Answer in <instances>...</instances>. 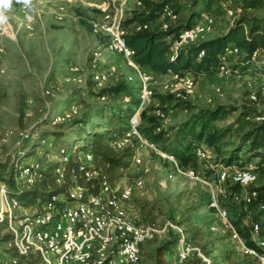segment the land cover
<instances>
[{"label":"built area","instance_id":"built-area-1","mask_svg":"<svg viewBox=\"0 0 264 264\" xmlns=\"http://www.w3.org/2000/svg\"><path fill=\"white\" fill-rule=\"evenodd\" d=\"M129 2L132 5L127 6ZM141 6L142 0H120L117 4L105 5L101 9L99 18L89 20L91 30L101 36V43L91 50L88 62L90 80L94 88L99 90L107 85L124 81L134 87L133 94L139 101L127 118L125 131L119 138L113 140L112 144L118 149L127 145L134 146V153L128 166L140 163L138 150L148 148L169 164L170 168L166 174L168 180L182 176L205 184L210 191L209 208L222 223L223 231L228 233L235 247L252 260L253 264H264V238L260 235L259 223L250 222L249 238L253 244L249 245L239 233L229 216L227 207L223 204L227 199L240 201L244 206L252 203L258 196L257 189L252 185L260 182L264 186V165L259 172L256 167L236 168L220 164L216 170L218 185L214 189L207 177L199 175L191 167H182L172 153L160 149L139 130L140 114L144 104L150 99L151 84L155 82L157 76L162 79L161 82L176 101L185 100L195 89V79L190 73L179 74L167 69L164 74H154L143 69L134 60V51L124 39L126 29L123 22L131 8ZM20 8L23 12L28 9L22 4ZM240 10V7L226 8L225 12L232 15ZM66 15V7L62 4L58 5L55 19L64 20ZM177 19L178 14L170 5L165 4L160 8L157 17L143 24H135L134 29L141 31L156 27L159 30H167L176 23ZM214 24V17L211 14H204L193 24L179 29L170 47L169 56L173 57L179 50L203 40L204 35L212 30ZM24 27L32 33L33 27L30 24H25ZM5 36L6 27L3 25L0 27V55L4 51ZM257 52L259 51L253 52L252 59ZM260 52L264 53L263 50ZM105 53L118 54L130 72L120 77L113 64L105 69H99L101 57ZM202 53L200 52L199 56ZM243 55V51L238 46L227 43L219 56L220 63L215 73L228 75L235 72L237 69L231 68L226 62L231 57ZM66 69V75L56 79L55 89H58V85L60 86L62 82L84 85L85 78L81 75V67L69 64ZM253 69L258 70L259 89L249 93L247 99L250 103H257L260 99L264 100V60L260 63L255 62ZM4 74L5 68L0 64V79ZM44 94L51 95L52 88H45ZM105 98L104 95L98 97L100 101ZM129 101V96L124 97L123 103ZM80 107L81 105L75 102L69 104L61 113L52 116L50 124L69 121L78 114ZM152 114L160 120L165 117L164 111L158 107L153 109ZM253 119L264 121V112L255 115ZM159 130L160 126H155V131ZM10 136V130L2 131L0 146L6 144ZM22 138L20 141L23 140ZM16 144L17 157L12 163V170L16 171L12 180L14 190L11 192L7 183L0 180V264H19L31 253L38 255L42 264H135L144 242L154 239L164 240L170 232L176 235L175 258L178 263L195 256L202 264H230L226 260L213 261L205 255L199 245L187 238L185 228L177 222L165 218L160 222L143 223L136 215L127 212L132 190H141L144 186L142 177L129 181L123 176L113 186L102 177L98 191L94 194L88 193L84 187L71 184L61 194L52 195L45 202L37 199L36 202L30 203L28 208L21 203L18 196L39 178L41 163L34 159L27 161L26 158L21 159L24 149H21L18 142ZM74 152L84 177L89 180L97 176V171L92 169L91 153L75 149ZM192 154L200 160L210 158V151L201 145H194ZM56 160L67 161L68 155L63 154ZM53 173L55 185L65 182L64 168L61 165H57ZM68 179L72 182L75 180L73 171L68 174ZM227 179L231 184H238L240 192L225 187ZM27 208L32 210L25 211ZM258 208L264 211V197L258 202ZM208 229L211 232L219 230L214 224L209 225Z\"/></svg>","mask_w":264,"mask_h":264},{"label":"rangeland","instance_id":"rangeland-1","mask_svg":"<svg viewBox=\"0 0 264 264\" xmlns=\"http://www.w3.org/2000/svg\"><path fill=\"white\" fill-rule=\"evenodd\" d=\"M119 1L32 0V7L25 12L21 10V4L13 3L12 8L7 12L9 20L5 24L4 51L0 55V64L5 68V74L0 79V133L5 130L11 131L7 143L0 146V172L8 175L12 170L13 160L18 152L17 142L24 151L49 149L43 158L46 161H54L57 158L54 155L57 144L53 143L51 134L54 131L63 130L66 135H71L77 127H80L74 124V120H70L54 128L51 124L43 122L44 116L49 115L51 120L58 110L65 109L74 102L82 103L81 113L100 105L101 101L92 94L97 89L93 87L89 79L88 62L91 50L101 43V36L91 30L89 20L99 18L101 9L105 5H114ZM186 1L175 0L178 4ZM235 1L239 0H231L230 3L227 2V5L225 1L221 2L223 10L212 15L215 24L203 39L224 32L241 13L252 16L264 12V7H256L253 10L241 8L240 12L236 11L228 15L225 9L228 4L234 5ZM61 4L66 7L67 15L64 20H56L55 12ZM129 5L132 3L129 2L127 6ZM204 14L208 12H201V16ZM25 24L33 27L32 33L26 30ZM240 59L241 57H231L226 63L234 68ZM253 59L251 67L246 70L237 68L235 72L228 75L212 73L194 77V92L179 102L178 106H175L176 100L164 97L170 95L169 90L161 82L162 79L155 76V82L151 84L152 94L140 114L139 127L155 123L156 126H160V130L169 132L196 108L219 105L231 111L215 124L221 127L231 124L232 131L228 139L232 140L236 134L257 122L252 117L240 118L241 109L264 112V100L250 103L247 99L249 93L259 89L258 70L253 67L255 62L260 63L264 60V53L257 52ZM113 60L112 56L103 54L98 68H107ZM114 61L116 63L113 65H116L115 70L120 77L129 73V68L121 60ZM69 63L82 68L84 85L62 82L60 86L58 85L59 88L55 89L56 79L66 75V67ZM47 87L52 88L51 95L44 94ZM157 107L165 114L161 120L156 119L152 114L153 109ZM92 119L98 121L99 116H93ZM24 135L27 136L24 137ZM20 138L23 140L20 141ZM26 138L29 139L26 141ZM41 138L44 140L42 141ZM37 141H40L39 145L34 146L38 143ZM193 144L207 148L210 151V158L200 160L194 157L189 166L193 167L199 175L206 176L215 189L218 185L216 170L221 164V156L202 141H194ZM138 156L140 163L129 166L126 176L129 181L142 177L144 186L141 190H132L127 212L136 215L143 223L160 222L165 218L176 222L188 218L191 223L199 225L203 231L201 241H208V253L213 261L226 260L230 264H253L252 260L235 247L228 233L223 231L222 223L209 208L210 191L205 184L182 176L168 180L166 174L170 168L169 164L148 148H140ZM33 157L34 154L27 156L26 161ZM248 157L244 152L239 153L237 160L231 166L256 167V158L248 159ZM241 164L243 165L240 166ZM254 186L259 190L260 196L264 197V187L261 183L258 182ZM237 191L240 192V189ZM45 200L43 199V202ZM29 205L25 204L27 207ZM225 206L231 220L238 218L241 210L245 213L240 215L244 227L251 221L264 224V212L259 211L255 205L247 207L237 201ZM28 208L25 211L32 210ZM211 224L217 226L219 230L211 232L208 229ZM160 242L161 239L144 242L135 264H153L154 249ZM165 259L168 264H179L175 258V250L172 254L165 256Z\"/></svg>","mask_w":264,"mask_h":264},{"label":"trees","instance_id":"trees-1","mask_svg":"<svg viewBox=\"0 0 264 264\" xmlns=\"http://www.w3.org/2000/svg\"><path fill=\"white\" fill-rule=\"evenodd\" d=\"M222 1H225L226 5L227 2H231V0H187L185 3L178 4L175 0H142V6L131 8L123 22L126 29L124 39L134 51V60L143 69L154 74H164L167 69H170L179 74L190 73L193 77H196L215 73L224 46L227 43H233L244 53L239 63L234 65V68L249 69L253 62V52L257 50L264 51V12L252 16L241 13L224 32L181 49L173 57L169 56L170 47L178 30L196 22L201 17V12H208L211 15L222 12ZM238 2L235 1L234 5L228 4L226 8L236 9L240 7L253 10L256 7H264V0H239ZM165 4L170 5L178 14V19L173 26L167 30H159L156 27L141 31L134 29L135 24H143L157 17L160 8ZM200 52L203 53L199 56ZM133 92V86L120 81L107 85L102 89H97L96 92L92 93L96 98L102 95L106 97L96 108L81 113L82 103H77L81 105L79 112L70 120H74V124H78L80 127H77L71 135H66L63 130L54 131L51 134L53 143L57 144L54 155L59 157L67 154V161H46L43 156L47 154L46 152L49 149L24 151L21 159L34 154L33 159L41 163V167L39 178L28 189L19 194L18 198L21 203L25 205L34 202L35 199H48L52 195L61 194L71 184L84 187L88 193L94 194L98 191L102 177L112 186L118 183L129 167V160L134 153V146L127 145L118 149L114 147L112 142L125 131L127 118L139 104ZM126 96L130 97V101L123 103ZM164 97L173 99L172 95H165ZM179 102L181 101H177L175 106H178ZM62 110H58L57 113H61ZM230 111L219 105L201 106L192 111L177 127L171 128L169 132L164 130L155 131V123L139 127V130L160 149L172 153L182 167H191L189 164L194 159L192 154L193 142L202 141L221 156V164L231 166L237 160L238 154L244 152L249 156L248 159L256 158V168L260 172L264 165V121H257L230 140L228 135H231L232 125L228 124L221 127L215 124L217 120L224 118ZM259 113L261 112L243 108L240 110L239 117L253 118ZM96 115L99 116V120L93 121L92 117ZM42 120L44 123L50 124L49 115L44 116ZM65 123L52 125V127L57 128ZM28 139L26 138V141ZM41 139L44 140V138ZM37 142L34 146L39 145L40 141ZM74 149L91 153L92 169L97 171V176L89 180L84 177L83 170L78 167ZM57 165H61L65 173V182L59 185L54 184L53 170ZM70 171H73L75 177L73 182L68 179ZM15 174L16 171L13 170L8 175L0 172V180L7 183L11 192L14 190L12 180ZM225 186L233 191L240 189L238 184H231L228 179ZM252 187L255 186L252 185ZM257 191V198L247 207L255 205L261 211L258 208V202L263 197L260 196L258 189ZM233 202L235 201L227 199L223 204L229 205ZM241 214L245 213L241 210L239 217L232 221L241 236L246 239L249 245H252L253 243L249 238L250 222L244 227L240 217ZM189 220L185 218L176 222L185 228L187 238L199 245L203 253L209 256L208 241H201L203 231L199 225L191 223ZM259 225L261 228L260 235L264 238V224ZM175 246L176 235L170 232L169 236L161 240L155 247L153 264H168L165 256L172 254ZM19 264H42V262L38 255L31 253ZM179 264L202 263L200 259L193 256Z\"/></svg>","mask_w":264,"mask_h":264},{"label":"clouds","instance_id":"clouds-1","mask_svg":"<svg viewBox=\"0 0 264 264\" xmlns=\"http://www.w3.org/2000/svg\"><path fill=\"white\" fill-rule=\"evenodd\" d=\"M14 2L22 4L25 8L30 9L32 7V0H0V27L8 22L7 12L12 8Z\"/></svg>","mask_w":264,"mask_h":264},{"label":"crops","instance_id":"crops-1","mask_svg":"<svg viewBox=\"0 0 264 264\" xmlns=\"http://www.w3.org/2000/svg\"><path fill=\"white\" fill-rule=\"evenodd\" d=\"M108 55L112 56L114 60L118 59V60H121V62H123L122 58L118 54H114V53L112 54L111 53V54H108ZM114 60L111 62V64H115L116 63ZM69 64H73V63H69ZM129 72H130V69H129ZM126 174H127V171L125 172V175H124L127 178Z\"/></svg>","mask_w":264,"mask_h":264}]
</instances>
